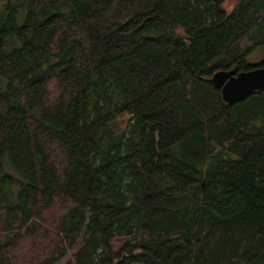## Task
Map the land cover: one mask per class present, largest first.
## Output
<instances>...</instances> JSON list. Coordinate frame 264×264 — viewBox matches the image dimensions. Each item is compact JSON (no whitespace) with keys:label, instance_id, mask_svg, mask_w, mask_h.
<instances>
[{"label":"trees","instance_id":"trees-1","mask_svg":"<svg viewBox=\"0 0 264 264\" xmlns=\"http://www.w3.org/2000/svg\"><path fill=\"white\" fill-rule=\"evenodd\" d=\"M224 2L0 0V264H264V90L208 82L264 0Z\"/></svg>","mask_w":264,"mask_h":264},{"label":"water","instance_id":"water-1","mask_svg":"<svg viewBox=\"0 0 264 264\" xmlns=\"http://www.w3.org/2000/svg\"><path fill=\"white\" fill-rule=\"evenodd\" d=\"M208 82L221 91L225 103L236 105L252 96L254 92L264 90V66H254L252 70L238 73L234 70H219Z\"/></svg>","mask_w":264,"mask_h":264},{"label":"rangeland","instance_id":"rangeland-1","mask_svg":"<svg viewBox=\"0 0 264 264\" xmlns=\"http://www.w3.org/2000/svg\"><path fill=\"white\" fill-rule=\"evenodd\" d=\"M237 0H225L224 2V7L229 11L235 4ZM249 64L251 65H258L262 61H264V46H261L257 49H255L254 52L250 53L248 57ZM131 119V115L124 114L119 118V120L114 123L115 127L119 130L122 131L126 128L128 121ZM41 224H45L42 221H39ZM8 232H4L3 227L0 226V238H4L7 236ZM65 260H63L60 264H63Z\"/></svg>","mask_w":264,"mask_h":264}]
</instances>
